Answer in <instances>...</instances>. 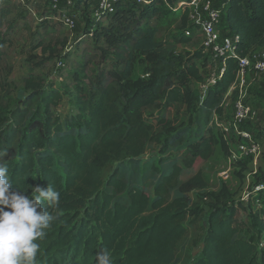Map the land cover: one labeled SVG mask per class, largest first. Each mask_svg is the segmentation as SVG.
I'll return each mask as SVG.
<instances>
[{"label":"trees","instance_id":"trees-1","mask_svg":"<svg viewBox=\"0 0 264 264\" xmlns=\"http://www.w3.org/2000/svg\"><path fill=\"white\" fill-rule=\"evenodd\" d=\"M192 1L119 0L113 14L93 22L92 0H76L72 13L78 14L83 31L74 44L90 38L99 55L84 51L72 68L74 112L64 118L56 115L60 92H46L43 80L30 76L25 80L30 92L26 105L0 113V165L9 169L11 191L31 197L35 187L50 186L60 193L57 207L44 206L57 219L45 230L46 237L36 241L40 245L36 264H96L103 251L113 264H176L178 246L194 223H201L203 232L201 255L194 264H264V146L254 185L260 188L254 198L260 208L251 214L250 226L262 240L260 248V243L244 236L245 224L238 218L244 207L231 200L226 186L206 194L210 204L203 212L196 204L190 206V191L206 188L198 178L183 184L181 196L172 198L178 168L158 179L153 198L120 178L119 165L144 156L151 146L163 154L181 147L186 134L173 120L159 116L173 105H183L205 119V133L185 146L191 161L208 158L215 147L229 150L243 142L241 137L236 140L233 128L226 132L214 128L213 122L208 127L213 117L224 115L227 95L239 84L238 60L225 59L223 73L200 101L196 87L206 83L202 70L209 55L203 46L180 53L175 49L176 44L190 45L199 29L187 6ZM223 2L218 6L224 7L219 29L222 37H240L238 56L252 58L264 50V0ZM11 5L12 0H0V62ZM44 8L53 14L49 0ZM171 29L173 41L159 38ZM67 43L68 39L58 44ZM52 44L41 40L38 48L52 58L56 53ZM238 94L232 92L234 102ZM151 109H158L159 115L153 117ZM253 137L264 141V126ZM106 170L111 172L107 180Z\"/></svg>","mask_w":264,"mask_h":264},{"label":"rangeland","instance_id":"rangeland-1","mask_svg":"<svg viewBox=\"0 0 264 264\" xmlns=\"http://www.w3.org/2000/svg\"><path fill=\"white\" fill-rule=\"evenodd\" d=\"M210 1L215 8L223 5L224 0H203ZM47 0H38L32 6L20 5L16 0H12V14L2 31L7 33V43L2 48V59L0 62V113L8 111V114L17 108L26 105V100L30 92L25 86V80L32 76L42 79L43 87L46 92H60L61 99L54 112L64 118L74 112L72 97L71 71L76 62H79L84 51L93 55H99L94 49L93 41L90 38L83 39L81 44H74V40L82 35L83 26L77 22V28L69 31L59 21L46 13L45 4ZM24 17L22 18L21 16ZM46 20V25L43 21ZM220 35L221 32H220ZM175 31L173 29L162 31L159 38L170 42L174 40ZM68 39V43L58 44ZM44 40L46 43L52 42L56 48L55 55L50 58L49 54L38 48V44ZM47 45V44H46ZM203 46L202 34L199 30L194 32V39L190 45L176 44L175 49L178 53L186 51H196ZM60 56H57L58 53ZM66 54L68 55L66 58ZM46 60L41 63V60ZM41 63V65H40ZM220 63L213 62L209 57L207 67L202 70L206 77V83L196 87L200 94V101L203 98L204 90L215 83L221 76ZM143 69L138 67V75H142ZM238 90L239 94L236 101L246 106L255 116L245 121V126H239V132H235L238 140L240 132H249L253 136L258 135L259 128L264 126V73L257 74L249 72L243 86L238 84L229 94L224 103V115L213 117L214 128L230 127L234 120L235 102L232 92ZM262 95L259 96V93ZM36 104L33 106L35 108ZM149 113L153 117L159 115L158 109H151ZM159 116L175 122L177 129L186 134L185 140L180 148H173L167 154H163L159 147L151 146L147 153L138 159H128L119 165L121 170L120 178L125 181L130 188H140L147 191L152 198L158 179L162 175H169L174 168L179 169L177 186L171 191L172 198L180 197V187L188 181L198 178L206 188L194 187L189 194L190 206L198 205L203 212L208 210L210 202L206 194L219 192L222 186H226L234 203H240L243 210L239 211V220L245 224L244 236L251 242L260 243L256 234L250 229L251 214L260 208L255 201L258 188L257 167L259 157L257 153L249 152L237 153V143L233 144L229 150L223 147H215L212 154L203 160L191 161L192 154L185 146L195 144L205 133V119L201 114L191 112L183 105H173L168 111H161ZM243 125V124H242ZM207 128V127H206ZM254 139V137H253ZM254 143L262 148L264 141L259 138ZM250 150H253L249 146ZM236 154L237 158L232 156ZM111 172L105 171V180ZM109 192L111 190H108ZM111 193L116 194L112 191ZM125 195V194H124ZM121 195V196H124ZM117 195V197H121ZM188 219L186 224H189ZM201 223H194L188 226V235L180 242L176 253V264H194L201 255L203 246V232ZM262 244L260 243L259 248Z\"/></svg>","mask_w":264,"mask_h":264},{"label":"built area","instance_id":"built-area-1","mask_svg":"<svg viewBox=\"0 0 264 264\" xmlns=\"http://www.w3.org/2000/svg\"><path fill=\"white\" fill-rule=\"evenodd\" d=\"M20 5L32 6L38 0H16ZM119 0H92L91 6V19L96 22L99 19L104 18L107 15H111L115 12V5ZM124 1H137L138 3H145V0H124ZM76 0H49V7L52 17L62 22V24L69 30L74 31L77 28L78 14L72 13ZM191 10V18L198 25L199 31L202 34V43L205 52L209 55L211 60L216 63H223L221 74L225 69V59L232 57L238 60V79L241 86L244 85L246 76L249 72L257 74L264 73V50L254 54L252 58H241L238 56V44L240 37L233 35L230 37H222L220 35V24L224 7L221 9L214 8L210 1L193 0L187 4ZM186 35L190 36V32ZM237 86V85H236ZM235 87V86H234ZM233 87V88H234ZM255 116L254 112H251L241 101L235 102V114L234 120L230 127H224L223 129L228 132L233 128L235 132H239V126L242 125L247 119ZM243 142L238 146L237 153L249 152L257 153L258 157L261 153V148L254 143L253 136L249 132H240ZM249 146L253 150L249 149ZM232 156L233 159L237 158V155Z\"/></svg>","mask_w":264,"mask_h":264},{"label":"clouds","instance_id":"clouds-1","mask_svg":"<svg viewBox=\"0 0 264 264\" xmlns=\"http://www.w3.org/2000/svg\"><path fill=\"white\" fill-rule=\"evenodd\" d=\"M8 173L7 165H0V264H36L40 250L36 241L46 237L45 230L57 219L44 206L57 207L60 193L50 186L35 187L31 197L13 192ZM96 264L113 262L103 251Z\"/></svg>","mask_w":264,"mask_h":264}]
</instances>
